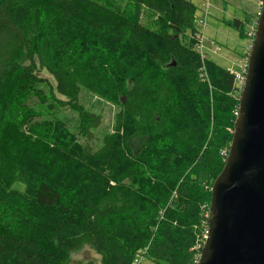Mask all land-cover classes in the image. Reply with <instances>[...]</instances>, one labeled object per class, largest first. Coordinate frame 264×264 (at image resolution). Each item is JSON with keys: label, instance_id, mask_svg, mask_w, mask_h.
Here are the masks:
<instances>
[{"label": "trees", "instance_id": "trees-1", "mask_svg": "<svg viewBox=\"0 0 264 264\" xmlns=\"http://www.w3.org/2000/svg\"><path fill=\"white\" fill-rule=\"evenodd\" d=\"M197 13L190 0H0V264H69L85 245L98 264L145 250L197 264L242 93L202 61ZM225 24L243 39L252 17ZM83 90L118 110L101 140ZM32 99L76 111L77 131ZM20 130L50 144H20Z\"/></svg>", "mask_w": 264, "mask_h": 264}, {"label": "water", "instance_id": "water-1", "mask_svg": "<svg viewBox=\"0 0 264 264\" xmlns=\"http://www.w3.org/2000/svg\"><path fill=\"white\" fill-rule=\"evenodd\" d=\"M247 69L198 264H264V0Z\"/></svg>", "mask_w": 264, "mask_h": 264}, {"label": "rangeland", "instance_id": "rangeland-1", "mask_svg": "<svg viewBox=\"0 0 264 264\" xmlns=\"http://www.w3.org/2000/svg\"><path fill=\"white\" fill-rule=\"evenodd\" d=\"M190 1L198 7L197 23L201 20L205 21V26L201 24L198 26L199 32L205 36L203 51L205 59L214 61V63L232 73L240 72L248 62L257 24L256 20L259 18L261 12L262 0ZM208 3L210 5L209 10ZM247 16L252 17V24L247 27L246 38L241 39L237 31L226 26L225 21H232L234 19L245 20ZM85 55V48L80 46L77 53L78 60L81 61ZM42 76L48 78L52 85L55 86L53 79L47 73H42ZM57 97L58 99H62L59 95H57ZM80 103L85 110L100 114L103 118L102 125L96 133L98 140H101L104 135L113 132L115 127V116L118 111L117 108L85 90L81 93ZM27 106L30 108L29 110L40 113L39 118L41 119L46 117H58L65 122L70 132L73 133L77 131L79 114L76 111L58 106L51 107L49 110L46 109V105L40 104L36 99L29 100ZM22 115H24V113H20L19 118ZM23 131H16V137L20 144H37L35 147L37 150H43L46 148V144H50L46 143V141L50 142L51 140L41 132L31 134L28 131ZM202 225L205 226L204 224ZM203 229L202 231L205 237L207 230H205V228ZM89 262L98 264L100 262V257L91 246L85 245L80 251L72 254L69 264H87ZM142 264H152V262L145 260Z\"/></svg>", "mask_w": 264, "mask_h": 264}, {"label": "built area", "instance_id": "built-area-1", "mask_svg": "<svg viewBox=\"0 0 264 264\" xmlns=\"http://www.w3.org/2000/svg\"><path fill=\"white\" fill-rule=\"evenodd\" d=\"M209 1V0H208ZM208 5V10L210 9V5L209 3L207 4ZM199 24L201 25H204L205 26V21L201 20L198 22V26ZM257 25V24H256ZM256 30V28H255ZM255 35V34H254ZM197 37H198V43H197V46H196V49L197 51L199 52L200 56H201V59L202 61H205V56L203 55V51H204V44H205V36L204 34H202L201 32H199L197 34ZM204 69V68H203ZM203 69H202V74H203V77H205L207 80H208V77H207V73L206 71L203 72ZM247 65H245L240 72H233L235 74V81H236V84L238 86V88L242 91L243 88H244V85H245V81H246V77H247ZM207 235H208V230H207V233H206V236H205V240L207 238ZM205 243V242H204ZM200 248V247H199ZM145 253H146V250L145 251H142L140 252V254L137 256V259L135 260V264H142L143 261H144V257H145ZM201 255V254H200ZM200 259V257H199ZM199 259H198V262H199ZM197 262V264H198Z\"/></svg>", "mask_w": 264, "mask_h": 264}]
</instances>
